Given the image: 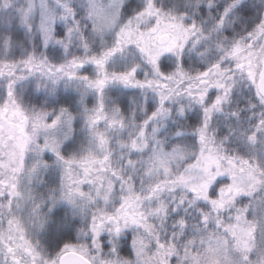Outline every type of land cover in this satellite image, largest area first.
Wrapping results in <instances>:
<instances>
[{
    "label": "clouds",
    "instance_id": "1",
    "mask_svg": "<svg viewBox=\"0 0 264 264\" xmlns=\"http://www.w3.org/2000/svg\"><path fill=\"white\" fill-rule=\"evenodd\" d=\"M95 2L103 5V15H89V0H71L79 35L65 49L54 43L45 46L39 28L41 4L50 9L55 0H0V63L17 62L19 74L23 70L19 62L30 53H42L53 64L64 63L74 56L110 47L125 28L145 34H152L154 28L161 29L176 45L157 61L159 72L171 77L166 81L169 98L164 104L168 113L163 119L152 121L157 129L155 138L150 133L139 137L138 128L160 107V96L153 89L110 84L104 94L106 111L110 117L118 109L124 124L107 127L105 122L90 124L88 116L98 97L93 90H85L81 81L62 78L54 83L41 72L17 81L16 100L30 117L33 113H46L49 119L61 116L54 127L38 130L24 158L22 199L14 212L29 237L51 256L58 243L85 242L82 233L87 232L93 218L101 211H115L125 195L135 199L136 193L146 194L170 177L175 181L178 175L187 177L189 184L201 185L218 173L211 184V188L218 189L224 182H233L234 178L223 171L230 167L229 159L237 163L251 161L252 168L237 170L235 179L240 186L247 187L252 180L248 172L252 171L259 180L255 191L252 195L242 192L234 205L221 214L227 220L237 210H246L247 219L256 226L248 264H264V93L258 92L247 71L237 69V61L227 55L235 41L246 38L258 21H264V0H238L230 20L223 25L218 17L222 6L232 0H151L155 10L152 14L142 13L147 0ZM25 8L33 9L30 26L19 17V10ZM177 24L180 27H174ZM52 27L58 38L68 35L65 21L57 19ZM5 40L11 43L5 45ZM84 42L87 49L82 46ZM158 46L156 42L152 49ZM262 48L264 39L257 41L254 49L257 74L264 72ZM135 65L139 66V79L158 78L148 54L134 44L125 46V54L111 62L110 70L120 72ZM216 65H220L219 70ZM84 67L89 70L87 75H95L94 65ZM7 79L0 77V103L6 99ZM217 97H223L219 104ZM98 131L108 138L107 144L99 141ZM133 138L147 139L146 146L132 150ZM44 144L54 146L55 151L52 147L41 149ZM105 155L109 160L101 166ZM209 156L217 158L218 167L207 165L205 158ZM69 160L73 162L67 163ZM190 196L184 183L172 182L166 190L143 200L142 210L161 227L160 219L151 211L161 200L167 203L169 215L161 230L170 232L175 218L184 215L181 197ZM198 206H207V202L201 199ZM213 230L209 225V231ZM136 234L137 229L132 226L116 238L127 264H136L132 249ZM101 235L99 243L106 256L105 245L110 247L113 237L107 231ZM187 238L186 235L184 239ZM177 243L182 245L183 240L178 238ZM239 256L233 249L231 264H241Z\"/></svg>",
    "mask_w": 264,
    "mask_h": 264
},
{
    "label": "snow or ice",
    "instance_id": "2",
    "mask_svg": "<svg viewBox=\"0 0 264 264\" xmlns=\"http://www.w3.org/2000/svg\"><path fill=\"white\" fill-rule=\"evenodd\" d=\"M209 6L211 7V3ZM237 6L238 0H232L231 3L222 6L218 17L221 25L230 20ZM41 8L42 21L39 28L44 45L54 43L67 49L71 41L79 35V25L75 22L76 12L71 0H55L54 6L50 9L42 3ZM89 9L90 16L103 15V5H98L95 0H89ZM32 11L31 8L20 9L21 21L29 24ZM154 11L151 0H147L142 13L152 14ZM57 19L68 24V35L63 39L58 38L52 27ZM174 27L178 28L180 25L177 24ZM151 32L152 34H145L133 28H125L119 39L110 47L100 52L86 53L82 57L74 56L64 63L53 64L42 53H30L19 62L23 67L19 74H17V62L0 63V77L8 78L6 99L0 103V260L3 264H127L121 256V249L116 243V238L132 226H135L138 233L132 240L136 264H222V262L231 264L230 253L233 249L240 254L241 264H248L253 247L252 240L255 236V223L247 219L246 210H237L236 214L227 220L221 213L232 207L237 196L242 192L252 195L255 191L259 180L254 177L252 171L248 172L252 180L247 187L240 186L235 179L237 170L245 167L252 168L251 161L237 163L229 159L230 167L223 171L234 178L233 182H224L218 189L211 188L214 175L218 173L210 175L207 182L201 185L189 184L187 177L178 175L175 181L170 177L169 181L153 186L152 190L146 194L136 193L135 199L125 195L115 211H101L97 217L93 218L87 232L82 233L85 242L58 243L51 256L29 237L24 223L15 215L14 209L19 208L22 199L21 176L24 173V158L38 130L54 127L61 119L60 114L49 119L46 113H33L30 117L16 100L17 81L36 72L48 75L54 83L62 78L68 81H81L85 90H93L98 97L97 104L88 116L90 124L105 122L107 127L124 124V118L119 115L118 109H115L110 117L106 111L104 94L110 84L119 83L124 86L153 89L160 96V107L152 111L143 121L142 126L138 128V135L147 137L150 133L152 138H155L157 129L153 127L152 121L167 116L168 110L164 107L169 98L166 94L168 91L166 81L171 79L159 72L157 61L161 54L173 51L176 45L174 40L169 39L166 31L154 28ZM260 39H264V21H258L246 38L235 41L227 55L237 61V69L247 71L248 78L255 84L258 92L264 93V72L257 74L253 64V58L256 57L254 49L256 42ZM156 42H159V46L153 50L152 44ZM4 43L9 45L11 41L5 40ZM129 44L136 45L141 52L148 54L149 62L158 73L157 79H139L138 65L130 66L127 70L120 72L110 70L111 62L123 56L125 46ZM82 46L85 49L88 48L86 42ZM85 64L95 66L94 76L87 75L89 70L84 67ZM215 67L220 69V65ZM200 95L203 97V93ZM222 99L223 97H217L216 104H219ZM200 134L203 139V129L200 130ZM96 135L102 144H107L108 138L102 131H98ZM253 138L249 137V139ZM146 144L147 139L138 141L133 138L130 147L135 151ZM40 147L41 149L52 147L55 151V147L49 144ZM57 156H60L59 152ZM60 158L63 159V157ZM205 159L208 166L213 164L219 166L216 157L209 156ZM108 160L109 156L105 155L100 165L104 166ZM72 162L67 161L69 164ZM87 171L85 169L86 173ZM172 182L184 183L191 192V196L181 197L179 203L185 206L184 215L175 218L173 228L168 232L161 230L164 220L169 215L167 203L161 200L151 211V215L158 217L161 221V227H157L149 219V214L142 210V201L151 199L160 191L166 190ZM76 191H80L79 188ZM201 199L207 202V206H198V201ZM193 208L195 212L191 213L190 209ZM5 224L7 227H3ZM209 225L213 226V231H209ZM105 231L113 237L111 246L105 245L108 249L106 256L99 243L103 239L101 234ZM186 235L188 238L184 239ZM178 238L183 240L182 245L177 243Z\"/></svg>",
    "mask_w": 264,
    "mask_h": 264
}]
</instances>
